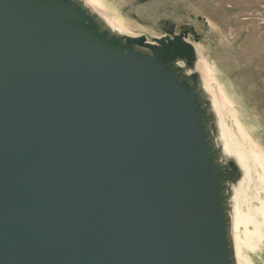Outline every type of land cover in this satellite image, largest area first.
Wrapping results in <instances>:
<instances>
[{"label":"water","instance_id":"obj_1","mask_svg":"<svg viewBox=\"0 0 264 264\" xmlns=\"http://www.w3.org/2000/svg\"><path fill=\"white\" fill-rule=\"evenodd\" d=\"M170 23L148 40L82 0H0V264H237L244 169L198 34Z\"/></svg>","mask_w":264,"mask_h":264},{"label":"rangeland","instance_id":"obj_2","mask_svg":"<svg viewBox=\"0 0 264 264\" xmlns=\"http://www.w3.org/2000/svg\"><path fill=\"white\" fill-rule=\"evenodd\" d=\"M101 3L108 15L149 40L164 34L169 22L175 29L192 26L199 35L197 41L188 38L207 63L221 118L248 155L241 191L248 219L237 226L239 264H264V0Z\"/></svg>","mask_w":264,"mask_h":264},{"label":"bare ground","instance_id":"obj_3","mask_svg":"<svg viewBox=\"0 0 264 264\" xmlns=\"http://www.w3.org/2000/svg\"><path fill=\"white\" fill-rule=\"evenodd\" d=\"M91 6H93L100 14H102L105 19L113 26L116 27L117 29L136 35L137 33L132 32L128 28H126L116 17L110 16L107 14L103 4L101 3V0H91L89 3ZM188 40H190L187 37ZM149 40V39H148ZM194 44V43H193ZM195 46V44H194ZM196 53L198 55L197 58V63H196V68L200 72L208 90L211 92L214 98L215 106L216 109L219 112L220 105L217 100L216 92L213 90L212 84H211V78H210V72L207 66V63L203 62L201 58L199 57V52L197 50V47L195 46ZM219 125H220V130H219V135L223 141L225 150L228 153H233L237 156L238 161L240 162L242 168L244 169V174L243 176L239 179L237 185L234 186V194H233V209H232V237H233V244H234V251H235V258L237 264H239V246H238V234H237V226L241 223L244 222L248 219V216L245 214V207H244V198L241 195L242 191V183L243 180L245 179V171L248 170V155L247 153L240 147L238 142L232 137L231 133L228 130V127L226 123L224 122L223 117L221 118V113L219 114ZM261 206H259L260 209H263L264 207V202L262 201Z\"/></svg>","mask_w":264,"mask_h":264},{"label":"clouds","instance_id":"obj_4","mask_svg":"<svg viewBox=\"0 0 264 264\" xmlns=\"http://www.w3.org/2000/svg\"><path fill=\"white\" fill-rule=\"evenodd\" d=\"M91 2V0H82V3L85 7H88V4ZM185 43H187V41H184ZM174 65L176 67H181L184 68L185 71H187V61L186 58L184 57H177L174 61H173Z\"/></svg>","mask_w":264,"mask_h":264},{"label":"flooded vegetation","instance_id":"obj_5","mask_svg":"<svg viewBox=\"0 0 264 264\" xmlns=\"http://www.w3.org/2000/svg\"><path fill=\"white\" fill-rule=\"evenodd\" d=\"M170 24H171V23L169 22L168 25L165 26L164 28H169V27H170ZM174 25H175V24H174ZM174 27H175V26H174ZM182 27L189 28V27L186 26V25H180L178 29H175V28H174V31H175V32H179V31L182 29ZM191 35H192V34H191ZM197 37H198V39H199V35H197ZM193 38H194V36H193Z\"/></svg>","mask_w":264,"mask_h":264}]
</instances>
